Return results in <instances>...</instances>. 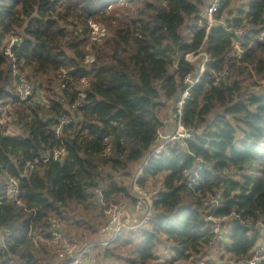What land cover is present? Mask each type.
Here are the masks:
<instances>
[{"label": "trees", "instance_id": "16d2710c", "mask_svg": "<svg viewBox=\"0 0 264 264\" xmlns=\"http://www.w3.org/2000/svg\"><path fill=\"white\" fill-rule=\"evenodd\" d=\"M212 2L0 0V229L12 231L0 237V264L12 256L19 264H39L29 232L47 237L52 217L98 233L107 210L130 198L121 177L130 175L131 163L145 160L165 102L176 105L185 77L198 75L202 56L194 62L185 57L200 49L206 35L202 50L209 60L183 106L194 136L185 147L167 144L138 178L141 185L160 181L157 215L147 229L121 230L99 254L123 264H149L163 246L170 253L167 264L200 257L247 264L263 238L247 222L264 216V44L255 41L264 29V0H220L214 18L224 23L214 21L207 33V21L202 29L197 25L207 19ZM90 20L110 33L93 46V63L85 60ZM242 26L243 37L236 33ZM237 40L241 58L232 55ZM224 63L229 74L217 79L212 69ZM13 65L43 90L50 107L37 97L30 103L19 99ZM63 115L72 122L58 132ZM49 148H64L65 154L22 175L26 162ZM198 157L204 164L192 188L186 181ZM8 176L20 177L23 204L8 197ZM92 187L100 188L99 198L89 193ZM216 189L224 196L214 217L229 216L220 233L211 230L212 211L203 204L204 194ZM37 249L49 253L45 242Z\"/></svg>", "mask_w": 264, "mask_h": 264}, {"label": "built area", "instance_id": "2783aa9c", "mask_svg": "<svg viewBox=\"0 0 264 264\" xmlns=\"http://www.w3.org/2000/svg\"><path fill=\"white\" fill-rule=\"evenodd\" d=\"M126 0H117V3L124 4ZM220 0H213L209 5L207 11V19L200 20L198 22L197 28L202 29L204 26V21L209 23L207 28V33L214 21L224 23L223 20H216L214 18V12H216L220 7ZM113 6L112 3L107 5L108 9H111ZM89 37L90 41L88 43L87 49L88 54L86 55V62L93 63L96 59L95 48L93 46H99L103 40L108 36L109 32L107 27L95 20H90L89 23ZM236 33L245 35L247 33V28L242 26L236 30ZM207 39V35L205 40ZM205 40L203 44L205 43ZM256 42L259 44H264V29L260 30L256 39ZM203 44L200 49L194 52H190L186 55V60L194 62L198 56H202L203 61L201 63L199 73L197 76L192 77L188 75L184 79V83L187 84L186 88L182 91L180 99L177 101L176 105H173L171 114L165 119L160 117L161 125L156 130V138L152 148L145 155V163L154 155H159L163 152L165 146L171 142L179 141L180 145L185 147L187 142L194 136V130L192 128L186 127L183 120V106L185 101L190 96L191 87L196 84L200 77L203 75L207 62L209 60L208 54L206 51L202 50ZM199 51V52H198ZM10 55V50L8 52ZM243 53L241 40L234 42V48L232 50V55L241 58ZM229 65L224 63L222 68L212 69L213 76L217 79L224 77L229 74ZM63 74H66V71H62ZM12 73L16 77L17 89L19 91V99L27 103L32 102V100L37 97L42 105L50 107V102L44 96L43 90L34 85L28 77L21 71L17 65H13ZM83 85H88L86 79L81 80ZM41 93V94H40ZM40 94V96H38ZM80 96L84 97L86 94L83 90L80 91ZM72 122L71 117L67 115L60 116L57 123V131L59 132L61 128L65 125H68ZM173 126L172 133H164L166 127ZM12 130L9 127V131ZM6 133V132H5ZM4 133V134H5ZM110 139L106 138V147L104 150L105 154H110L111 152V143ZM65 154L64 148H53L46 149L34 159H30L26 162L22 175H25L31 172L38 163L55 161L62 158ZM197 166L193 172L188 173L187 184L194 188V183L199 177V171L202 170L204 161L201 157L197 158ZM7 195L9 198L14 199L19 204H23L20 198V177L8 176L7 180ZM89 193L99 198L101 196V190L97 187H92L89 190ZM158 194V190H151L135 181L131 185V190L129 189V196L127 201H118L113 204L108 210V220L106 224L101 228V236L110 233L113 236L109 238H100L92 241H86L83 243H78L73 240L72 236H68L63 230V221L58 217H52L50 220L48 228V236L44 237L41 234H34L33 229L31 228L29 235L33 240L34 245H38L41 240H45L48 244H52L54 248L52 252L55 256V264H98L97 258L93 255L94 249L99 245L107 246L111 241H113L118 233L123 229H135V230H144L149 227L150 222L153 218L156 217L157 211L154 207V200ZM223 190L216 189L204 194L203 204L210 208L212 214L210 218L212 222L210 228L212 231L220 233L221 222L226 221L229 216L223 217H214L213 212L220 208L223 202ZM232 216L237 217L242 221L241 215L236 212L231 213ZM248 225L257 227L262 231L263 238L259 241V244L256 247L254 254L248 259L247 264H264V216L260 215L255 219H250ZM229 228L227 226L223 227V233L227 234ZM12 231L6 229L3 236H10ZM8 264H19L17 258L12 256L8 259ZM101 264V262H100ZM195 264H215L212 260L207 257L197 258Z\"/></svg>", "mask_w": 264, "mask_h": 264}, {"label": "rangeland", "instance_id": "374dc122", "mask_svg": "<svg viewBox=\"0 0 264 264\" xmlns=\"http://www.w3.org/2000/svg\"><path fill=\"white\" fill-rule=\"evenodd\" d=\"M237 4H238L237 2L234 3L233 6H232V9H235L236 6H237ZM108 32H109V30H108ZM109 34H108V36H109ZM13 41H15V40H13ZM12 44H13V42H12ZM263 86H264V84L262 85V87ZM258 89L260 90V87H258ZM172 109H173V102L166 101L165 102V106L163 107L162 112L159 114V116L162 119L167 118L169 116V114H171ZM69 110L72 111L71 113L74 112L72 108H69ZM11 127L14 130V127L15 126L14 125L13 126L11 125ZM172 132H173V126L166 127L164 129V133L165 134L166 133H172ZM144 163H145V160L140 161V162H133V163H131L130 164V167H129V171H130L129 173H130V175L128 177H123V178L121 177V179L124 182V184L128 187V190L129 189L131 190V185L135 181H138V178L141 176ZM143 186H145V187H147V188H149L151 190H159V188L161 187V184H160V181H158L156 179H149L148 182L145 185H143ZM127 200H128V198H126V199H120L119 201H127ZM63 230H64V232L67 235L68 234H72V235H68V236H72L73 237V240L77 241L78 243H83V242H86V241H92V240H96V239H100V238H109V237H112L113 236L110 233H107V234L101 236L100 231L98 233H95V232L94 233H91V230L83 229V226L82 227L71 226V225H69L65 221H63ZM4 232H5L4 229H0V235H1L0 237L2 239H4V236H3ZM40 242H45L47 244V247L49 249V253L50 254L49 253H44V252H42V253H39L38 252L39 249H37V248L40 247V243L38 245H36V246H33V247L31 246L30 249L34 253V256L37 257L38 259H40L39 264H49V259L50 258H51V264H55V256H54V254L52 252V249H51V248H54L53 245L52 244H48L45 240H41ZM109 244H107V245H109ZM103 246L104 245L97 246L94 249V252H93V255L98 260V264H100V262H101V264H123L120 261H113L114 259L111 260V259H108V258L104 257L102 255V253L99 254L100 249L103 250ZM158 254L160 255V258L157 259V260L152 261L149 264H167V263L164 262V260L166 258H169L170 257V253L168 251L164 250V248L162 246L159 249ZM212 256L217 257L216 253H214ZM208 259H210V258H208ZM17 260H18V262H20V259L19 258H17ZM195 261L196 260H192L191 259V260L186 261V262H182L181 261L178 264H195ZM218 264H222V262H218Z\"/></svg>", "mask_w": 264, "mask_h": 264}, {"label": "water", "instance_id": "95a60500", "mask_svg": "<svg viewBox=\"0 0 264 264\" xmlns=\"http://www.w3.org/2000/svg\"><path fill=\"white\" fill-rule=\"evenodd\" d=\"M18 42V40L13 41V45L17 44Z\"/></svg>", "mask_w": 264, "mask_h": 264}]
</instances>
